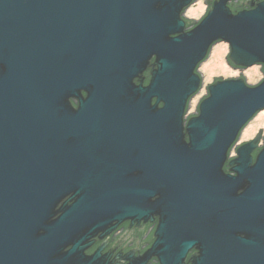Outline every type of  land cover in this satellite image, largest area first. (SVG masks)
Returning <instances> with one entry per match:
<instances>
[{
	"label": "water",
	"instance_id": "obj_1",
	"mask_svg": "<svg viewBox=\"0 0 264 264\" xmlns=\"http://www.w3.org/2000/svg\"><path fill=\"white\" fill-rule=\"evenodd\" d=\"M196 1L0 0V264H95L123 223L155 224L127 264H264L261 127L236 145L264 110V0L187 28ZM219 42L263 77L213 76L189 113Z\"/></svg>",
	"mask_w": 264,
	"mask_h": 264
},
{
	"label": "flooded vegetation",
	"instance_id": "obj_2",
	"mask_svg": "<svg viewBox=\"0 0 264 264\" xmlns=\"http://www.w3.org/2000/svg\"><path fill=\"white\" fill-rule=\"evenodd\" d=\"M204 2L206 6L205 8L207 9L209 6L208 0H204ZM188 27L189 26H187V28ZM234 69H237V68H234ZM208 84L209 83H207L206 86ZM241 134H240V137H241ZM263 134L264 132L262 133V136ZM252 138L254 137H248V138L242 139L241 141L239 138V140L236 142V145L246 142ZM262 143H263V139L261 138L259 141V144L261 145ZM154 226H155L154 223H146L144 224V227L142 229L138 230L137 228H134L133 226H128L127 223L120 224L104 240L105 246L98 255L94 256L95 260L94 259L93 260L96 262L94 263L95 264H127L131 258H141L140 257L141 253L146 251L149 248V246L152 244L153 239L151 238V234L154 229ZM97 244L98 243L93 245L90 251H92L97 246ZM193 252H194L193 248L188 249L186 253V264H191L190 258ZM144 264H159V261L156 257L152 256L148 258Z\"/></svg>",
	"mask_w": 264,
	"mask_h": 264
},
{
	"label": "rangeland",
	"instance_id": "obj_3",
	"mask_svg": "<svg viewBox=\"0 0 264 264\" xmlns=\"http://www.w3.org/2000/svg\"><path fill=\"white\" fill-rule=\"evenodd\" d=\"M205 7L204 0H197L194 4L187 8L184 15L186 18L198 20L204 13L206 9ZM227 53L228 45L224 42H219L212 47L208 59L200 65L199 71L203 75V86L200 89V92L191 99L188 110L189 113L194 112L198 99L202 96V94H205V86L207 83L212 81L213 76H220L223 78L237 77L239 72H241V74L246 78V82L249 84H254L262 78V71L257 65L242 70L231 68L225 60ZM221 65L225 68L221 69ZM259 127H261L260 131L263 133L264 110L260 111L244 129L241 134L240 141L248 137H254Z\"/></svg>",
	"mask_w": 264,
	"mask_h": 264
},
{
	"label": "trees",
	"instance_id": "obj_4",
	"mask_svg": "<svg viewBox=\"0 0 264 264\" xmlns=\"http://www.w3.org/2000/svg\"><path fill=\"white\" fill-rule=\"evenodd\" d=\"M240 1H233V2H230V7H231V9L233 10V11H237V10H239L241 7H240ZM189 19V23H188V26L189 27H191L192 26V24L190 23V22H192L193 21V19H190V18H188ZM244 76V75H243ZM246 79V78H245Z\"/></svg>",
	"mask_w": 264,
	"mask_h": 264
},
{
	"label": "bare ground",
	"instance_id": "obj_5",
	"mask_svg": "<svg viewBox=\"0 0 264 264\" xmlns=\"http://www.w3.org/2000/svg\"><path fill=\"white\" fill-rule=\"evenodd\" d=\"M225 60H226V58H225ZM226 63H227V62H226ZM227 64H228V63H227ZM257 66H259L260 69H261V65L257 64ZM220 68H221V69H224L225 67L221 65ZM261 71H262V70H261ZM262 72H263V71H262ZM200 73H201V72H200ZM201 74H202V73H201ZM202 76H203V75H202ZM262 77H263V73H262ZM205 92H206V91H205ZM257 114H258V113H257ZM257 114H256V115H257ZM256 115H255V116H256ZM251 121H252V120H251ZM251 121H250V122H251ZM250 122H249V123H250ZM249 123H248V124H249ZM248 124H247V125H248ZM247 125H246V126H247ZM232 152H233V153H232ZM234 155H236V154L234 153V151H231V156H234Z\"/></svg>",
	"mask_w": 264,
	"mask_h": 264
}]
</instances>
